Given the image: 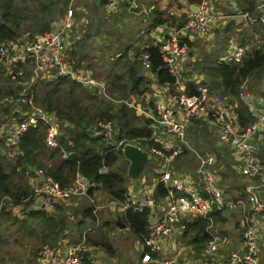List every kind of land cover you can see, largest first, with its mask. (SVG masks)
<instances>
[{"label": "built area", "instance_id": "obj_1", "mask_svg": "<svg viewBox=\"0 0 264 264\" xmlns=\"http://www.w3.org/2000/svg\"><path fill=\"white\" fill-rule=\"evenodd\" d=\"M141 0H128V11L138 13ZM120 0H109L107 9H114L119 6ZM74 10L69 8L63 22L54 25L51 30L35 35H27L17 41L0 43V63L5 73L11 78H21L14 74L15 68H20L22 77L30 76L22 83L21 94L16 98H0V104L5 108L20 110L24 117L21 120L12 122L11 125L3 123L0 127V137L3 138L9 147L20 149L22 135L33 125L45 122L48 126L46 143L50 147L61 146L59 124L56 116L36 104L34 100V86L41 80H52L58 76H67L85 85H92L95 79L88 77L82 72H77L76 62L69 53V32L74 24ZM237 16L249 19V15L241 9L237 10ZM73 16V18H72ZM212 7L209 0H202L198 12L192 14L186 21L185 27L191 32L201 34L210 26ZM264 22V15L256 18ZM28 38H30L28 40ZM161 54L165 66L170 74L178 79V62L181 57L187 56L190 46L183 38L172 34L163 42L156 45ZM250 51V46L238 44L228 52V59L240 61ZM142 62L149 71L150 76L155 77L151 55L148 51L142 54ZM30 67V71L23 68V65ZM84 73V72H83ZM95 80V81H94ZM173 83L166 81L167 87H174ZM250 79L243 80L239 97L244 102L254 118L253 122L246 127L239 128L235 121L236 113H227L231 122H227L223 114L214 109L215 104H224L226 97L212 94L209 85L205 82L197 83L194 92H188L183 86L177 88L172 96V103L158 101L153 109L129 101L138 115L145 116L151 121L153 127L152 139L156 144L145 145L146 139L119 138L114 142H106L112 146L111 149L122 148L126 142H132L145 146L160 164L159 176L154 184L142 185L139 191L134 194L132 186L125 193V198L119 202L126 210L144 212L149 210V218L157 206L163 207L164 212L151 224L149 236L146 239V246L149 251L142 257L143 261L158 263L163 255L160 250V241L171 235L173 223H180L186 217L202 216L209 220L207 231L211 239L202 247L203 256L193 264H258L259 243L264 239V163L256 156V149L264 143V107L259 106L258 100L249 91ZM104 90V87H102ZM107 95V94H106ZM120 102H123L122 100ZM5 103H10L8 106ZM174 104L182 111L183 118L177 115ZM194 121H202L218 127L217 144L226 146L231 154L236 157V171L246 182L243 200L228 198L227 193L219 185V173L215 169L217 154L211 152L200 157V163L195 179L191 182L186 178L177 175L175 168L176 158L186 150V126ZM98 132L103 134V139L111 138L114 134V124L110 119L100 117L97 119ZM159 127L161 132L167 134V138L156 135L154 128ZM151 160V161H153ZM110 167L103 163L99 171L108 172ZM132 182V181H131ZM31 193L21 203L30 206L45 205L51 209L57 202L65 200L74 195H87L93 186V182L86 176L76 173L71 184L63 186L52 175L48 174L42 167L34 170L31 178ZM163 183L168 189L159 200L156 199L157 186ZM231 200V201H228ZM93 202V213L97 216L100 209L98 203ZM224 204L240 207L245 212L244 226L242 230L243 247L241 250L231 251L229 254L220 252L224 247L225 239L216 229V221L212 215L216 208H222ZM184 226V223H182ZM156 254L153 259L151 253ZM159 252L160 255H159ZM41 258L46 259V264H85V248L83 243L68 247L66 250L53 249L50 245H44L39 252ZM158 254V258H157ZM173 260H163V264H173Z\"/></svg>", "mask_w": 264, "mask_h": 264}, {"label": "crops", "instance_id": "obj_2", "mask_svg": "<svg viewBox=\"0 0 264 264\" xmlns=\"http://www.w3.org/2000/svg\"><path fill=\"white\" fill-rule=\"evenodd\" d=\"M209 1L212 7L210 26L207 27L201 34H197L183 28L185 27L187 19L192 14L199 11L202 0H145L144 3L147 5V9H145V16H132L128 20L130 21L131 25H136L135 19H142V22H139L141 23V26L137 29L135 27H126L125 23L127 19H124L126 15H122V13L125 11V6L121 7L122 2H120L119 6L112 10L107 9V7L105 8V13L108 15H106L103 19H106V27L109 28L108 35L112 37L108 43V46L111 49L108 59L117 67L126 65V69L129 70L132 64L127 62L130 52L134 55H137L139 60H142V54L146 51L145 49L148 46L158 45L172 34H176L180 38H183V40L190 46V52L187 54V56L181 57L178 62L180 76L175 81L174 87H167L165 82L159 81L157 75L155 77L150 76L149 71H146L143 62H141L142 68L145 70H142V78L144 83L143 87H145V90L140 95H131L132 97H135V100L133 101L136 102V104L153 109L155 104L160 100L172 103V96L177 88L183 86L186 91L189 92L191 89L189 88V85L197 86V83L201 81L207 83L210 89L212 87L211 92L215 96L226 97L224 96L225 93L221 85L222 81L220 83V88L217 90L213 88L212 78L210 85L209 74H211L213 68L218 66V62H231V60L228 59V52L235 45L242 44L250 46L252 44L253 48L256 47L258 49H264V29H262V24V26H260V23L264 24V22L255 20L261 15H264V0ZM160 2H162V6L159 5ZM249 2H252V4L257 6V9L253 15L254 17L250 16L249 19H243V22L233 26L228 35L224 36V34L221 32L219 21H221L223 17L230 19L237 16V10L244 9V6ZM97 4H99L100 7L102 6V8L105 7L99 2H97ZM118 14L122 15V17L114 20L115 16H119ZM97 18L98 17L92 18L90 22L92 23L93 21L96 27L102 23V21L101 23L100 21H97ZM158 18L162 19V21L156 24L155 19ZM63 20L64 18H58L55 22L56 24H59L63 22ZM109 20H111V22H108ZM90 23L88 20L87 24L84 26L86 29L82 32H79L78 29H74V17V24L73 28L69 32V39L71 40L75 36L76 37L73 40L71 47L68 49H70L71 58H73L77 64V72H82V74L96 80H94L95 83L91 86L84 85L86 87L93 88L94 90L97 89L96 91L99 90L101 93L102 87H104V91L105 86L109 87V83L112 81L113 75L108 76L110 80L99 79L96 76L95 71L101 64L99 60H97L100 59L101 54L97 53L96 50L93 56L90 53L87 55V53L84 51L82 52L80 49L85 43L82 41L77 43V48L75 46L76 41L81 40L82 37L86 38L87 34H90V37L93 36L95 39L97 33L94 35L93 33H90V27H92ZM27 35L31 34H23L22 37ZM98 37L99 39L101 38L100 36H96V38ZM126 37L131 38V42H129L128 38ZM120 38H126V41L122 43L120 42ZM96 42L98 41L96 40ZM137 42L138 44H136ZM96 46L97 44H95L94 48H96ZM79 52H81V54ZM87 56L91 58V62H87V60L84 59V57ZM88 64L90 66H88ZM92 65L96 68V70ZM248 78L250 79V93L252 89V81L256 80L257 78L262 79L261 85L264 86V67H262L255 75H251ZM239 91L236 95H230L229 97H226L224 104H215L214 109L221 112L222 114L224 113V110H227L231 113L235 112L234 105L238 101H241V98L239 97ZM260 92H262L263 95H260V97H257L256 99L258 100L259 106L264 107V90H260ZM122 101L127 105H130L129 101ZM174 106L177 110L178 117L182 119V111L178 105L174 104ZM8 111L12 112V116H14L19 115L18 112L20 110L18 111L12 106ZM54 115L56 116V114ZM5 117H8V112ZM56 119L58 120L59 124V133H62L63 135V126L67 127L69 123H64L57 116ZM200 123V125L204 127V130L206 131L203 135H199L198 138L190 134V131L192 128H194V123L187 124L186 126V150L175 160L177 175H179L181 178H186L189 182L193 181L197 175L200 157L214 152L217 154L215 169L220 175L219 185L221 189L227 193L228 198L234 200L232 202L245 199L244 189L246 187V183L244 182V178L241 176V174L236 171V157L229 152L226 146L223 147L222 145L217 144L219 128L213 124H207L205 122ZM202 127L199 126V128ZM114 134L116 135V138H118V133H116L115 127ZM0 145L9 147L7 142L1 137ZM106 146H108L107 143ZM63 152L64 156H69L66 151ZM13 153L19 154L20 149L18 151L14 150ZM256 156L261 162H264V143L256 149ZM17 159L18 157L13 159L6 156L0 147V162L4 165V170L8 174L7 182L9 184V191H5L0 185V199L3 197L0 202V264H46V259L43 257L41 258L39 254V249H41L44 245L48 244L53 249H60L63 251L68 247L77 245L79 243H83L84 245L85 254H87V257H85L86 264H126L134 254H138L139 259L137 264H140V262H147L142 260L143 255L147 253L144 251V244H141L137 236L129 229L125 218L126 209L123 208V206L115 199L110 190L106 189L103 184L93 183V186L91 187V194L97 196L96 198H98V200L101 202H104L103 204L96 200L99 204H101L100 206H102V208L100 207L101 210L99 209L101 217L97 215V220L96 218L93 219V216L88 213L87 207L83 209L82 215L78 216L75 221H70L69 216L66 214L70 213L69 209L61 212V209L58 208L48 209L42 206L38 207L30 206L28 204L26 205L25 203L21 202L16 203L12 196L17 192L19 187H28V192L31 191L30 175L28 179L15 176L14 168L18 166ZM122 159L121 160L123 163L126 161L128 168L129 163L127 159L125 157ZM6 167L11 169L7 170ZM124 171H127V169ZM159 171V162L155 160L150 161L142 179L143 186L146 184H154L155 180L159 176ZM239 176L243 179V181H240ZM127 182L129 186H132V182L129 179H127ZM88 195L89 193L84 196ZM80 197L82 198V196ZM72 199L73 197L63 203L71 205V203H74L72 202ZM82 200H84V198H82ZM88 208L90 209V207ZM217 210L222 212V217H220V219L219 217L216 219L214 214V211L216 212ZM214 211L212 215L214 216L215 220L220 221L219 224H222L221 230L218 228L217 229L221 231L222 237L225 239L224 247L221 249L220 256L222 254H229L234 250H241L243 247L242 230L244 226V216L246 215L247 211L245 212L240 208L226 204H224L222 208H216ZM163 212L164 206H157L154 210V213L151 214V224L158 216L162 215ZM118 218H121V221L127 225L125 227H120L118 224H116V220ZM229 218L230 220L234 221L229 223ZM18 220L26 221L27 224L25 227H14L13 223ZM183 222V219L180 223L174 222L171 235L160 241V250L163 255L160 257L159 262H152L154 260L149 262H152L153 264H163V260L169 259L168 257H171V260H173L175 264H193L194 261L205 257L201 253L203 243L200 245L199 243L193 242L194 236L192 233H186L185 223L183 226ZM261 222L262 226H264V221L262 219ZM236 225L237 227L241 228L240 240L237 237L239 241L235 240L231 231L228 232L227 230H230ZM113 227L119 231H122L124 234H128V236L132 238V242L127 243V247L122 249L120 248L117 240L118 234L114 232L112 229ZM95 230L96 232H93ZM76 232L78 236L81 232L80 237L76 236ZM89 232H93L92 235L96 236L95 239H92L91 241L87 240ZM161 252H159V255ZM263 253L264 239L259 243L258 264H264V259L262 258ZM23 259L25 261H22ZM121 260H123L124 263Z\"/></svg>", "mask_w": 264, "mask_h": 264}, {"label": "trees", "instance_id": "obj_3", "mask_svg": "<svg viewBox=\"0 0 264 264\" xmlns=\"http://www.w3.org/2000/svg\"><path fill=\"white\" fill-rule=\"evenodd\" d=\"M32 1L38 2V0ZM96 1L106 6L109 0ZM17 2L18 0H0V43L17 41L23 34L35 35L51 30L56 25L54 16L65 14L70 0H48L46 3L41 4L40 7L37 6L34 10L35 15L31 14V16L27 14L26 9L19 7ZM21 2H27V0H22ZM256 9L257 6L249 2L241 10L249 16H253ZM161 21L162 19L160 18L155 19L156 24ZM261 24L263 25L262 29H264V24L260 23V26H262ZM252 48L251 44L250 51L244 55L240 60L241 62H218V66L213 68V71L209 74L210 85L212 78L213 88L217 90L220 88L222 81L224 96L236 95L243 80L255 75L264 67V49ZM145 50L151 55L153 71L156 72L159 81L173 83L175 78L165 66L158 47L150 45ZM141 62L142 60L133 62L128 72L131 83L128 90L134 96L142 94L145 90V87H143ZM14 74H17V68L14 69ZM121 79L117 74L113 75L111 94L108 92L109 95H106L108 100L118 101L123 99L113 96L115 94L114 91L117 94H122L125 90L122 85L120 86V83H123ZM128 84L129 82H126V86ZM37 88L38 90H36ZM189 88H191L189 92H194L196 85H189ZM96 90L86 87L84 84L67 76H58L53 80H41L37 83L34 87L36 104L40 102L46 111L55 112L60 120L64 123L68 122L69 125L67 127L63 126L61 146L53 148L46 143L49 125L45 122H39L31 126L21 137L20 153L17 154V157L19 162L20 160H27L33 165L43 166L46 172L63 186L70 185L76 173L79 172L93 183L103 184L106 189L110 190L115 199L121 202L125 198V193L129 190L127 171L117 167L123 153L121 150L111 149V145L106 146V142L103 141V134L93 137L94 132L98 131L96 128L97 119L105 117L113 120L118 138L146 139L143 141L145 145L156 144L152 139L153 127L148 119L141 120V125L135 127L138 116L127 108L125 103L120 104L117 111H111L109 106L107 107V100L99 97ZM234 107L236 113L235 121L239 128L246 127L253 122L254 118L244 102L238 101ZM0 110H2L1 107ZM4 110L0 111V126L4 121L2 117L5 114L3 113ZM63 151H66L69 156H64ZM19 162L17 163L20 165ZM103 163L110 167L108 172L101 173L99 171ZM3 166L0 162V185L5 191H9L8 174ZM239 179L243 181L240 176ZM244 181L245 183L248 182L245 178ZM28 190V187H19L12 198L16 203H20L30 195L31 191L28 192ZM89 193H92V189L89 190ZM166 193H168V189L163 183H159L156 199L159 200ZM90 209L89 214L93 216V219L96 218L97 220V216L93 213V204L90 205ZM217 211H214V214L216 219L217 217L220 219L222 212ZM125 214L130 231L137 236L141 244H144V251L148 252L146 239L150 231L149 210L144 212L126 210ZM215 221L217 229V220ZM183 223H185L186 233L193 234L194 243H199L200 245L203 243L202 246H204L211 239V235L207 231L209 223L207 218L202 216L186 217ZM219 233L220 235L222 234L221 231ZM151 256L153 259L156 258L154 253H151ZM140 264L153 263L140 262Z\"/></svg>", "mask_w": 264, "mask_h": 264}, {"label": "rangeland", "instance_id": "obj_4", "mask_svg": "<svg viewBox=\"0 0 264 264\" xmlns=\"http://www.w3.org/2000/svg\"><path fill=\"white\" fill-rule=\"evenodd\" d=\"M21 1L22 0H18L17 5L19 7H21L22 9H26L25 11L27 12V14H29V16H31V14L35 15L34 14V10L37 8V6L40 7L41 4L46 3V1H48V0H38V2L37 1L33 2L32 0H27V2H21ZM120 2H122L121 3V7L125 6V9L123 8L125 11L122 13V15L123 14L126 15L125 18H124V19H127V21L125 23L126 27L127 28H134L135 27L136 29L138 27H140L141 23H139V22H142V19H135L136 25L135 24L131 25L130 21H128V20L132 16H139V15L145 16V9H147V5L144 3L145 0H141L140 7L138 9V13L137 14H133V13H130L128 11V9H127L128 0H120ZM159 5L162 6V2H160ZM69 8H72L74 10V13H73V15L75 17L74 29H78L79 32H82L83 30H85L86 28H84V26L87 24L88 20H89V23H90L91 19L94 18V17H98L97 21H100V23L102 21V23L99 24V26H97V27H96V25H95V23L93 21H92V23H90L91 26H92V27H90L91 28V32L90 33H93V35L95 33H97L96 36H100L101 37L100 39H99V37L96 38V36H95V39H94L93 36L90 37V34H87L86 38L82 37L81 40H79V41L77 40L76 43H75V46L77 48V43L82 41V42H85L82 45V48L80 49L82 52L84 51L85 53H87V55L90 53L93 56V54L95 53V50H96L97 53L101 54L100 55V59H97L101 63L100 66L97 67V70L92 65L95 68V70H96L95 74H96V76L99 79L110 80V78H108V76L109 75H115V74L120 76V79L122 78L121 81L123 83H120V86L122 85L123 86L122 88L125 89V90H124V92L122 94H117L116 91H114L115 94H113V96L115 98H123L122 100L130 101V102L135 100V97H132L131 96L132 93L130 92V90H128L130 85H131V83H130V80H129L130 78H129V75H128L127 72H129L130 69L129 70L126 69L127 68L126 65L117 67L116 65L113 64V62L109 61V59H108L109 58V53L111 52V49L109 48L108 43L110 42L112 37L108 35L109 28L106 27L107 26L106 19H103L106 15H108V14L105 13L106 6L104 8H102V6L100 7V5L97 4L96 0H70L68 8H67V11L65 12V14H63V15H55L54 16V20L57 21L58 18L63 19L66 16V14L68 13ZM118 15L120 17L119 16H115L114 20L119 19V18L122 17V15H120V14H118ZM126 17H128V18H126ZM72 18H73V16H72ZM243 21L244 20H242L241 22H243ZM108 22H111V20H109ZM227 35H224V36H227ZM21 37H22V35H21ZM75 37L74 38L72 37L73 39H71L69 41V45H68L69 47H71V44H72L73 40L75 39ZM126 38H128V37H126ZM126 38H120V42L124 43L126 41ZM29 39L30 38H28V40ZM96 40L98 42H96ZM128 40H129V42H131L132 39L128 38ZM95 44H97L96 48H94ZM136 44H138V42ZM68 50H69V53H70V49H68ZM79 53L81 54V52H79ZM128 57L130 59V60L129 59L127 60L128 63H133V62L139 60L137 58V55H134L131 52L129 53ZM84 59L87 60V62H91L90 61L91 58L89 56L84 57ZM1 65H3V64H1ZM1 65H0V98H2V99H6L8 97L16 98V97H18L21 94L22 83L24 82V80H25V82L28 80L27 78L30 76V74L27 75L26 77H22L21 74H20V68H17V76L21 78V81L19 82L18 81L19 78H16V77L11 78L10 76H8L5 73V69ZM22 65H23V68H25L28 71H30V67L29 66L24 65V64H22ZM88 66H90V65L88 64ZM142 70H144V69L142 68ZM146 71H147V69H146ZM93 77L96 78L95 76H93ZM126 82L127 83L129 82L128 86H126ZM261 84H262V79L261 78H259V79L257 78L256 80L252 81L251 93H252V95L255 98L260 97V95H263L262 92H260V90L263 91L264 90V86H262ZM112 86H113V83L111 81L109 83V87L105 86V91L102 88L101 89V93L98 90L97 94H98L99 97H103V98H105V100H107V107L109 106L111 111H117L118 108H119V105L123 104L125 102H120L118 99H116L118 101H112V100H108L106 98V94L109 95L108 92H110ZM46 88H49V87H46ZM36 90H38V88ZM33 92H34V89H33ZM110 94H111V92H110ZM38 103H39L38 104L39 106L42 105L40 102H38ZM5 104L10 106V103H5ZM2 105H4V104H0V107H1L2 110L5 109L4 110L5 114L2 116L4 121L1 123V126L3 125V123H8L9 125H11L12 122L20 120V117H22V115H23L21 112H18L19 115L12 116L13 113L8 111L9 110L8 107L5 108ZM41 107H43V106H41ZM15 108H19V106L17 105V106H15ZM127 108L131 109L134 112V114L137 115L136 110L132 106L127 105ZM2 110H0V111H2ZM7 112H8V117H5ZM51 113L56 114L55 112H51ZM137 116H138V120L135 123V127H138V125H141V120L145 119V117L142 116V115H137ZM111 121L113 122L114 127H115V122L113 120H111ZM200 122H202V121H194V122H192V123H194V125H193L194 128H192V130L190 131V134L192 136H194V137L196 136L197 138L199 137V135L200 136L203 135L204 132L206 131V130H204V127H202L200 125L201 124ZM192 123H190V124H192ZM199 126L202 127V128H199ZM205 128H206V126H205ZM59 134H60V136H62V133H59ZM101 135H102V133H100L98 131H95L94 134H93V137L101 136ZM117 139H119V138H116V135L114 134V136L111 135V138H105V139H103V141L104 142H109V141L114 142ZM108 145H110V144H108ZM0 147L2 148V152L6 156H8L9 158H13L14 159L15 157H17V154L13 153L14 150H16V149L11 148V147H6V146H3V145H0ZM122 158H123V156L121 157V159ZM6 159H8V158H6ZM121 159H120L119 163L117 164V167L122 168L123 170L128 169L126 161H124V163H123V161H122L123 159L122 160ZM17 162H19L18 159H17ZM19 163H20V165L18 164V166L14 168L15 169L14 172H15V176L22 177L23 179H28L29 175H30V179H31L32 176L34 175V170L37 167H41L38 164L33 165L30 161H27V160H20ZM6 169L10 170L11 168L6 167ZM30 190H31V186H30ZM80 196H82V198H84V200H82V198ZM72 197H73L72 202H74L75 204L71 203V205H68V204L63 203L66 200L71 198V197H68L65 200H61V201L57 202L56 206L54 205L52 207V208L61 209V212H64L65 210L69 209L70 213H66V214L69 216L70 221H75L78 216L82 215L83 209L86 208V207H87V211L89 213V208L88 207H90V205L93 204L92 200L94 201V203L97 200L99 203H103L104 204V202H101L100 200H98V198H96L97 196H95V195H93L91 193H89L88 196H84V195L80 194V195H75V196H72ZM2 198L0 199V202H1ZM99 205H101V204H99ZM0 206H1V204H0ZM101 208H102V206H101ZM236 208H240V207H236ZM100 210H99L97 215H99L101 217ZM232 221H234V220H230V218H229V223H231ZM219 222L220 221L217 220V228L219 230H221L222 224H219ZM92 223H94V222H92ZM26 224H27V222L23 221V220H18V221L13 223L14 227H17V228L18 227L19 228L25 227ZM112 229L114 230L115 233L118 234L117 240H118V244L120 245L121 249L127 247V243H131L132 242V238L130 236H128V234H124V233H122V231H119V230L115 229L114 227ZM240 229L241 228L237 227V225H236V226L232 227L230 230L229 229H227V230H228V232L231 231V233L233 235V238H235V240L239 241L240 238H241V234H240L241 230ZM93 232H96V230L93 231ZM93 232H89L88 233V237H87L88 241H91L92 239H95L96 236L92 235ZM75 234H76L77 237H80L81 232H80L79 236L77 235V232ZM237 237L239 238V240H238ZM121 249H120V251H121ZM7 251H9V250H7ZM116 252H117V250H116ZM85 255L87 257V254H85ZM168 258L171 259V257H168ZM262 258L264 259V253L262 255ZM12 259H14V258H12ZM138 259H139L138 258V254H134L129 259V261L126 264H137ZM105 260H107V259H105ZM22 261H25V260L23 259ZM121 261L124 263L123 260H121ZM160 261H162V260H160ZM174 264H175V262H174Z\"/></svg>", "mask_w": 264, "mask_h": 264}, {"label": "water", "instance_id": "obj_5", "mask_svg": "<svg viewBox=\"0 0 264 264\" xmlns=\"http://www.w3.org/2000/svg\"><path fill=\"white\" fill-rule=\"evenodd\" d=\"M242 20L243 17L241 16H235L230 19L223 17L221 21H219L221 32L224 35H227L230 32L231 28L240 23ZM223 116L227 122H231L227 113H224ZM154 130L156 135L167 138V134L161 132L159 127H155ZM122 153L129 162L127 177L130 179V181H132V192L136 194L142 185V179L148 163L151 160L155 159V157L147 147L132 142H126L124 144ZM41 206L45 207L44 204H42ZM116 224H118L120 227H125L127 225L126 223H123L121 221V218H118L116 220Z\"/></svg>", "mask_w": 264, "mask_h": 264}, {"label": "clouds", "instance_id": "obj_6", "mask_svg": "<svg viewBox=\"0 0 264 264\" xmlns=\"http://www.w3.org/2000/svg\"><path fill=\"white\" fill-rule=\"evenodd\" d=\"M22 38V37H21ZM24 115H22V117H20V120L23 119ZM1 127V126H0ZM22 202V201H21Z\"/></svg>", "mask_w": 264, "mask_h": 264}]
</instances>
